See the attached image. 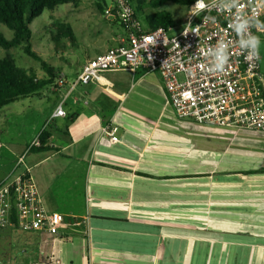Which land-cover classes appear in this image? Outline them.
I'll return each instance as SVG.
<instances>
[{"label":"crops","instance_id":"obj_1","mask_svg":"<svg viewBox=\"0 0 264 264\" xmlns=\"http://www.w3.org/2000/svg\"><path fill=\"white\" fill-rule=\"evenodd\" d=\"M123 29L97 54L120 44ZM97 54L61 73L75 80ZM73 82L49 86L59 97L32 140L45 129L48 148L26 152V142L13 151L16 159L26 152L25 168L16 161L0 175L1 183L29 169L55 232L0 228L1 264L13 263L3 261L10 243L27 264H173L229 246L259 256L264 132L173 117L156 72L110 70L99 82ZM59 105L65 116L55 115ZM108 125L118 141L103 133Z\"/></svg>","mask_w":264,"mask_h":264},{"label":"built area","instance_id":"obj_2","mask_svg":"<svg viewBox=\"0 0 264 264\" xmlns=\"http://www.w3.org/2000/svg\"><path fill=\"white\" fill-rule=\"evenodd\" d=\"M205 8H188L185 24L178 31L157 27L147 30L136 16L130 0H112L105 10L126 30L122 42L88 59L71 84L101 81L105 71L129 70L156 72L168 93L169 103L179 118L198 123L264 132V74L259 52L241 47V40L252 34L259 38L264 30V0H204ZM243 17L249 28L243 35L233 31ZM223 47L228 62L223 72L216 71L214 50ZM248 57V58H246ZM61 73L55 86L66 82ZM57 116L66 111L59 105ZM117 126L103 127L112 142L118 141ZM41 145L37 137L26 150ZM26 152L18 157L24 164ZM17 227L26 231L55 232L39 188L29 169L0 183V228Z\"/></svg>","mask_w":264,"mask_h":264},{"label":"rangeland","instance_id":"obj_3","mask_svg":"<svg viewBox=\"0 0 264 264\" xmlns=\"http://www.w3.org/2000/svg\"><path fill=\"white\" fill-rule=\"evenodd\" d=\"M106 1L108 5L112 2V0ZM136 1L130 0L133 8L136 5ZM162 11H170L178 23L172 29L173 32L178 31L185 24L186 8L172 2H168L160 8L145 6L144 10L137 12V17L143 27L147 28L145 14ZM53 19L71 24L75 34V42L63 39L61 45L64 47H56V43L52 40L49 32L50 29L55 31V27L50 25ZM113 21V16L105 15L98 8L96 0H78L77 3L60 5L52 13L47 10L32 22L33 48L42 55L45 61L57 68L63 67L68 72L71 69V65L74 66L77 61L83 62L87 55L97 54L107 45V39L124 31L120 22L117 20L116 22ZM0 31L8 38L12 36V31L1 23ZM260 41L259 63L260 71L264 74V36H260ZM5 52L0 47V55H4ZM9 52L15 57L19 66L26 69L35 68L39 77H47L40 63L26 55L20 48H12ZM67 79L70 82L74 81L70 77H67ZM43 93H45V96L34 94L21 98L0 109V175L6 170H11L18 160L13 151L16 149L19 152L24 150L26 147L24 144L26 142L28 144L31 143L36 134L45 126L47 117L54 108L59 95L51 92L49 86L43 89ZM169 107L173 117L179 118L172 105ZM24 166L21 165L18 171L23 170ZM175 215L180 218L191 219L190 214L173 213V217ZM230 229V227H225L227 233H230ZM242 238L248 240V237L243 236ZM9 245L14 247L8 248L3 261L6 262L12 259V264H27L25 252L16 243H10ZM226 248L224 251L217 247H212L209 256H175L173 257V264H264V250H261L259 256H256L252 255L247 247L234 248L229 246L228 249Z\"/></svg>","mask_w":264,"mask_h":264},{"label":"trees","instance_id":"obj_4","mask_svg":"<svg viewBox=\"0 0 264 264\" xmlns=\"http://www.w3.org/2000/svg\"><path fill=\"white\" fill-rule=\"evenodd\" d=\"M194 1L137 0L134 9L137 16V12L144 10L145 6L160 8L168 2H172L188 10ZM77 2L78 0H0V23L12 31L10 38L0 31V47L6 51L4 55H0V109L21 98L37 94L45 87L56 83L61 69L45 61L42 55L34 50L31 24L47 10L52 13L60 5ZM96 5L103 13L108 7L106 0H96ZM50 17L52 18V16ZM145 20L147 30L157 27L172 30L178 25L170 11L145 14ZM114 21L116 20L114 19ZM262 24H264V18ZM50 25L55 27V31L50 29L49 32L57 48L64 47L61 45L63 39L75 42V34L70 23L53 19ZM121 26L124 27L122 24ZM258 33L260 36H264V30ZM12 48H20L26 55L39 62L47 77H39L35 68L26 69L19 66L15 57L9 52ZM50 136L51 134L45 129L39 134L41 145L37 146L38 150L48 148Z\"/></svg>","mask_w":264,"mask_h":264},{"label":"clouds","instance_id":"obj_5","mask_svg":"<svg viewBox=\"0 0 264 264\" xmlns=\"http://www.w3.org/2000/svg\"><path fill=\"white\" fill-rule=\"evenodd\" d=\"M205 6L204 0H197V8L204 9ZM231 6L237 8L238 11L241 8L239 0H231ZM248 28L249 25L247 21L241 17V19L234 25L233 31H235L238 35H243L248 31ZM260 43L261 41L257 36L249 34L245 39L241 40V47L249 50L250 53L255 52L258 55ZM214 56L215 63L212 67L218 72H223L229 59L223 47H217V49L214 50Z\"/></svg>","mask_w":264,"mask_h":264}]
</instances>
